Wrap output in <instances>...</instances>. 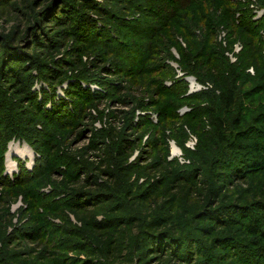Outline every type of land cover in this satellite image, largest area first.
I'll list each match as a JSON object with an SVG mask.
<instances>
[{"label": "rangeland", "instance_id": "1", "mask_svg": "<svg viewBox=\"0 0 264 264\" xmlns=\"http://www.w3.org/2000/svg\"><path fill=\"white\" fill-rule=\"evenodd\" d=\"M256 116L264 0H0V264H264Z\"/></svg>", "mask_w": 264, "mask_h": 264}, {"label": "trees", "instance_id": "2", "mask_svg": "<svg viewBox=\"0 0 264 264\" xmlns=\"http://www.w3.org/2000/svg\"><path fill=\"white\" fill-rule=\"evenodd\" d=\"M91 30V29H90ZM235 87L232 84L223 83L219 87V95L220 99L223 101L225 107H230L235 103ZM43 97H50L48 92L45 90ZM216 124V131H220V122L214 121ZM256 125L249 127L247 130L242 128L240 131V136L233 139L231 141L225 142L226 147V157L231 161L237 163L244 171H249L253 169V165L255 168L260 167L261 170H264V119L260 116L255 117ZM261 123L262 125L258 126ZM2 124V123H0ZM5 126V125H4ZM245 129V130H243ZM243 130V131H242ZM14 132L11 128L6 126V134H11ZM218 136V135H217ZM220 141H224L223 137H219ZM244 171L241 173L243 174ZM257 219L253 222L254 229H258ZM261 233L264 234V231ZM182 242V240H176V243Z\"/></svg>", "mask_w": 264, "mask_h": 264}]
</instances>
